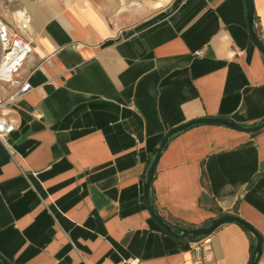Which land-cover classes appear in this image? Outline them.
Here are the masks:
<instances>
[{
    "label": "crops",
    "instance_id": "1",
    "mask_svg": "<svg viewBox=\"0 0 264 264\" xmlns=\"http://www.w3.org/2000/svg\"><path fill=\"white\" fill-rule=\"evenodd\" d=\"M78 1H21L20 34L32 52L19 74L32 90L12 110L15 130L0 140V257L194 264L192 241L164 233L150 215L145 174L179 125L263 120L264 58L249 34L245 0H168L95 41L71 25L85 14ZM252 4L264 43V0ZM151 186L166 220L200 227L218 210L236 212L264 240V127L207 124L178 133ZM210 247L202 264L249 263L250 240L236 223L218 227Z\"/></svg>",
    "mask_w": 264,
    "mask_h": 264
},
{
    "label": "built area",
    "instance_id": "2",
    "mask_svg": "<svg viewBox=\"0 0 264 264\" xmlns=\"http://www.w3.org/2000/svg\"><path fill=\"white\" fill-rule=\"evenodd\" d=\"M14 23L12 26L0 22V140L15 130L12 110L15 104L32 90L28 75L19 74L32 52V45L20 34L21 27ZM210 242L211 235L192 241V263H203L204 253L210 251Z\"/></svg>",
    "mask_w": 264,
    "mask_h": 264
},
{
    "label": "water",
    "instance_id": "3",
    "mask_svg": "<svg viewBox=\"0 0 264 264\" xmlns=\"http://www.w3.org/2000/svg\"><path fill=\"white\" fill-rule=\"evenodd\" d=\"M245 5H246V15H247V25H248V30L250 37L259 50V52L262 54L264 58V45L259 41L256 32L254 30V9H253V4L252 0H245ZM207 124H216V125H223L230 127L232 129H236L239 131L243 132H256L264 127V121L259 122L255 126L252 127H243L232 120L228 118H198L191 120L185 124L179 125L171 130H169L163 139L161 140L155 155L152 158V161L146 171L145 174V184H144V198L145 202L148 208V211L154 221L170 235H173L179 239H184L187 237H203V236H209L211 235L218 227L225 223H236L243 228H245L255 239V247L253 249L252 253V260L250 264H258L260 257L262 255V250H263V244L264 240L262 236L247 222L239 218L238 216H235L233 214H226L221 217H218L214 219L209 225L207 226H202V227H197L194 229H186V228H180L176 227L172 224H169L166 222V220L159 215V213L156 211L155 207L151 204L150 202V186L152 183V178L155 172L156 164L162 155L163 151L165 150L167 143L170 139L171 136L181 133L185 131L186 129L192 127V126H200V125H207ZM0 264H8L3 258L0 257Z\"/></svg>",
    "mask_w": 264,
    "mask_h": 264
},
{
    "label": "rangeland",
    "instance_id": "4",
    "mask_svg": "<svg viewBox=\"0 0 264 264\" xmlns=\"http://www.w3.org/2000/svg\"><path fill=\"white\" fill-rule=\"evenodd\" d=\"M22 0H0V14L13 13L21 10ZM71 3H76L77 0H70ZM87 7L84 8L85 14L81 13L80 20L71 23L83 32L84 39L91 41L98 33L94 27L96 18L102 27L112 35L118 30L130 25L136 20L141 19L151 10L147 9L142 4V0H85ZM73 6V5H71ZM83 8V7H81ZM90 13V15H89ZM0 22H3V17L0 15ZM15 25V23H13Z\"/></svg>",
    "mask_w": 264,
    "mask_h": 264
},
{
    "label": "bare ground",
    "instance_id": "5",
    "mask_svg": "<svg viewBox=\"0 0 264 264\" xmlns=\"http://www.w3.org/2000/svg\"><path fill=\"white\" fill-rule=\"evenodd\" d=\"M168 0H142V4L145 5L147 7V9L149 10H155L157 8H160L162 7ZM79 5L83 8H86L87 5H86V2L85 0H79L78 1ZM27 11L25 10L24 12L22 10H17L13 13H6V15L9 14V17L11 18V20H13L14 22H16L18 24L19 27H21V29L23 30L24 26H25V23L27 22ZM90 15V13H89ZM92 18V21H95V25L94 27L96 28V30H98L95 38L93 39V41L95 40H101V39H104L106 37H109L112 35V33L106 31L104 29V27H102V25L98 22L96 24V18ZM75 33H78L76 29L73 30Z\"/></svg>",
    "mask_w": 264,
    "mask_h": 264
},
{
    "label": "trees",
    "instance_id": "6",
    "mask_svg": "<svg viewBox=\"0 0 264 264\" xmlns=\"http://www.w3.org/2000/svg\"><path fill=\"white\" fill-rule=\"evenodd\" d=\"M262 45H264V43H262ZM263 121H264V118H263V120H261L260 122H263ZM253 126H255V125H253ZM243 127H247V126L243 125ZM251 127H252V126H251ZM256 132H257V131H256ZM252 133H255V132H252ZM175 135H177V134H175ZM175 135L171 136L170 139H171L172 137H174ZM156 150H157V149H156ZM156 150L154 151L153 156L155 155ZM202 199L205 200V197L202 196ZM150 202H151V204L154 206V201H153V196H152V186H150ZM154 207H155V206H154ZM216 213H217V216H218V217H221V216H223V215H226V213L221 212L220 210H218ZM159 215L161 216L160 213H159ZM233 215L237 216V215H236V212H234ZM164 219H165V218H164ZM212 221H213V220H208V221L205 222L202 226H207V225H209ZM166 222H168L169 224H172V225H174V226H176V227H180V228H186V229H194V228H197V227H192V226H190V225H188V224H186V223H183V222H180V221H177V220H171V222H169V221L166 220ZM202 226H200V227H202ZM241 227H242V226H241ZM242 229L244 230V232L246 233L247 237H248L249 240H250V260H249V263H248V264H250V262H251V260H252L253 249H254V247H255V239H254V237H253V236H252V235H251V234H250L245 228L242 227ZM163 232L166 233L164 230H163ZM186 239H188V240H190V241H195V240L199 239V237H197V238L187 237Z\"/></svg>",
    "mask_w": 264,
    "mask_h": 264
}]
</instances>
